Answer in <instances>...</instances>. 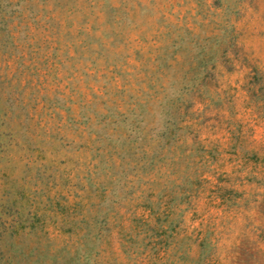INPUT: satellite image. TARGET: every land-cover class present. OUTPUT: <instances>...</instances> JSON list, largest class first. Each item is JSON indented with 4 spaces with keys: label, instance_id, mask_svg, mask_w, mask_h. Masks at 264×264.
Segmentation results:
<instances>
[{
    "label": "rangeland",
    "instance_id": "1",
    "mask_svg": "<svg viewBox=\"0 0 264 264\" xmlns=\"http://www.w3.org/2000/svg\"><path fill=\"white\" fill-rule=\"evenodd\" d=\"M0 264H264V0H0Z\"/></svg>",
    "mask_w": 264,
    "mask_h": 264
}]
</instances>
